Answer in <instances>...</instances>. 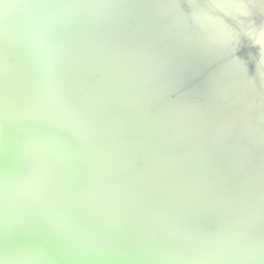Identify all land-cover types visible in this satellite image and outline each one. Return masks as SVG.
<instances>
[{
    "label": "water",
    "instance_id": "obj_1",
    "mask_svg": "<svg viewBox=\"0 0 264 264\" xmlns=\"http://www.w3.org/2000/svg\"><path fill=\"white\" fill-rule=\"evenodd\" d=\"M0 264H264V0H0Z\"/></svg>",
    "mask_w": 264,
    "mask_h": 264
}]
</instances>
